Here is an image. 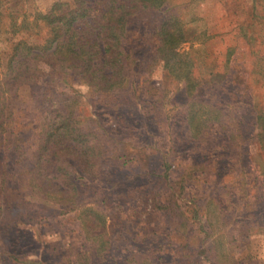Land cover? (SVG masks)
Wrapping results in <instances>:
<instances>
[{
  "label": "rangeland",
  "instance_id": "obj_1",
  "mask_svg": "<svg viewBox=\"0 0 264 264\" xmlns=\"http://www.w3.org/2000/svg\"><path fill=\"white\" fill-rule=\"evenodd\" d=\"M56 1L0 0V25L12 33L11 21ZM170 15L188 30L171 72L155 32ZM260 22L264 0H169L132 18L124 89L102 96L70 79L21 90L13 107L28 152L10 151L3 192L0 173V264H264ZM11 35L0 39L2 69ZM59 94L75 98L77 126L101 141L90 144L99 173L76 163L78 190L62 175L43 179V194L29 183L37 126L63 108Z\"/></svg>",
  "mask_w": 264,
  "mask_h": 264
},
{
  "label": "trees",
  "instance_id": "obj_2",
  "mask_svg": "<svg viewBox=\"0 0 264 264\" xmlns=\"http://www.w3.org/2000/svg\"><path fill=\"white\" fill-rule=\"evenodd\" d=\"M168 3L169 0H61L54 2L45 12H35L32 20L25 17L19 25L11 21L12 33H6L0 25V39L3 33L12 34V37L3 39L5 48L9 49L3 69L0 56L2 192L10 178V151L21 150L23 155L28 152L26 141L22 143L19 139L25 125L16 128L13 106L19 99V92L26 88L54 87L70 79L102 96L124 89L129 82L127 66L132 53L129 55L124 43L132 18L145 10H160ZM257 9L255 6L254 14H257ZM258 24L259 32L264 35V23ZM155 32L160 41L156 51L165 53L161 58L166 70L171 72V60L179 56L177 48L187 40L188 30L178 16L170 15L155 27ZM59 96L62 97L63 108L50 111L44 124L37 126L40 130L38 147L33 161L34 174L29 183L43 194L48 191L43 179H57L62 175L73 190H78L72 177L76 163L85 173H99L101 158L95 147L90 149V144H101V141L98 136L84 132L77 126L75 98L71 95ZM64 102H68L65 110ZM261 115L257 117L258 121H264ZM90 136L94 139H88ZM50 171L53 172L52 176L47 177ZM62 199L53 200L58 203L69 201Z\"/></svg>",
  "mask_w": 264,
  "mask_h": 264
}]
</instances>
